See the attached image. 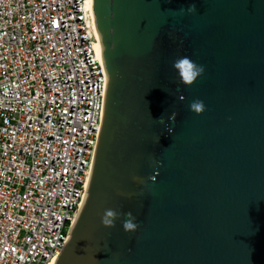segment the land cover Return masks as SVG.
<instances>
[{
    "label": "water",
    "instance_id": "obj_1",
    "mask_svg": "<svg viewBox=\"0 0 264 264\" xmlns=\"http://www.w3.org/2000/svg\"><path fill=\"white\" fill-rule=\"evenodd\" d=\"M92 12L103 117L52 264H264V0H92ZM183 56L204 67L191 87L172 66Z\"/></svg>",
    "mask_w": 264,
    "mask_h": 264
},
{
    "label": "built area",
    "instance_id": "obj_2",
    "mask_svg": "<svg viewBox=\"0 0 264 264\" xmlns=\"http://www.w3.org/2000/svg\"><path fill=\"white\" fill-rule=\"evenodd\" d=\"M89 0H0V264H49L83 203L106 72Z\"/></svg>",
    "mask_w": 264,
    "mask_h": 264
},
{
    "label": "clouds",
    "instance_id": "obj_3",
    "mask_svg": "<svg viewBox=\"0 0 264 264\" xmlns=\"http://www.w3.org/2000/svg\"><path fill=\"white\" fill-rule=\"evenodd\" d=\"M189 13L195 11V7L191 6L187 10ZM180 14H184V9H180ZM173 69L178 74L180 82L186 86L191 87L194 83L203 75L204 67L202 65L197 64L194 60H192L188 56L178 57L173 61ZM181 100L184 99L183 96L180 97ZM189 110L197 115H200L205 110V105L201 100H193L189 105ZM175 113H173L169 119L175 120ZM161 123H163V117L159 119ZM159 163V162H157ZM134 179H138V177H134ZM151 179H154L151 178ZM117 211L113 209H107L104 212L102 217V224L106 228H112L115 226V221L118 218ZM127 219L123 223V229L125 232L131 233L137 230V223L135 222V217H133L132 213L129 212L126 214Z\"/></svg>",
    "mask_w": 264,
    "mask_h": 264
},
{
    "label": "bare ground",
    "instance_id": "obj_4",
    "mask_svg": "<svg viewBox=\"0 0 264 264\" xmlns=\"http://www.w3.org/2000/svg\"><path fill=\"white\" fill-rule=\"evenodd\" d=\"M89 7H90L91 12H92V0H89ZM94 28H95V34H96L97 40H98V44H96V51H97V53H98V55L100 57L101 52H102V47H101L100 39H99V36H98V33H97L95 25H94ZM53 260L49 264H52Z\"/></svg>",
    "mask_w": 264,
    "mask_h": 264
}]
</instances>
